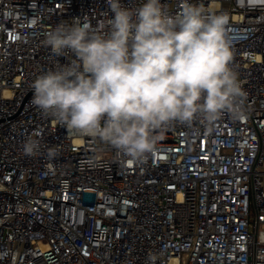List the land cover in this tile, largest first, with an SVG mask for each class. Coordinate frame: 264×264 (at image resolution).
Segmentation results:
<instances>
[{"label":"built area","instance_id":"1","mask_svg":"<svg viewBox=\"0 0 264 264\" xmlns=\"http://www.w3.org/2000/svg\"><path fill=\"white\" fill-rule=\"evenodd\" d=\"M186 2L226 17L244 114L154 130L134 161L32 104L34 80L74 59L48 32L106 33L107 0H0V264H264V0H161L172 16Z\"/></svg>","mask_w":264,"mask_h":264},{"label":"clouds","instance_id":"2","mask_svg":"<svg viewBox=\"0 0 264 264\" xmlns=\"http://www.w3.org/2000/svg\"><path fill=\"white\" fill-rule=\"evenodd\" d=\"M107 2L113 17L106 33L79 22L48 32L45 44L53 55L71 53L74 59L57 62L56 70L34 80L33 105L134 161L155 151L153 132L166 125L243 116L245 93L231 67L223 14L187 2L176 16L161 0H145L135 9ZM38 149L39 141L30 138L23 150L33 156Z\"/></svg>","mask_w":264,"mask_h":264}]
</instances>
